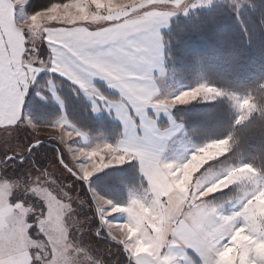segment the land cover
I'll list each match as a JSON object with an SVG mask.
<instances>
[{
  "label": "snow or ice",
  "instance_id": "6c2138e0",
  "mask_svg": "<svg viewBox=\"0 0 264 264\" xmlns=\"http://www.w3.org/2000/svg\"><path fill=\"white\" fill-rule=\"evenodd\" d=\"M25 2L0 0V132L8 134L2 143L11 147V136L21 124L27 125L34 141L40 139L36 132L43 127L28 122L21 108L29 84L43 68L66 76L90 96L99 95L90 86L91 76L102 77L118 89L120 99L110 106L122 121L123 138L91 151L73 150L66 142L79 133L57 123L52 128L59 131L56 139L65 145L67 156L63 149L53 156L55 172L36 169L35 177L29 174L27 180L0 174V187L7 193L0 197V264H103L92 255L90 245L74 249L70 243L75 232H88V218L80 219L85 206L94 207L107 236L122 245L135 264H180L187 249L199 255L201 264H264V254L258 251V246H264V212L260 210L264 174L252 164H240L204 183L196 174L230 150L232 137L199 147L183 162H164L158 144L168 132L160 131L145 115L149 105L167 111L197 97L220 96H227L238 109L237 124L254 112L264 115V95L241 98L206 84L171 99L156 97L150 72L159 56L157 29L176 10H187L185 0H105L102 4L68 0L18 20L16 8ZM41 41L50 48L47 60L37 55ZM12 151H27V146ZM7 160L5 152L0 168ZM126 160L139 161L147 185L144 195L132 196L124 207L111 206L91 189L86 194L90 199H73L71 185L63 183L64 177L87 183L94 173ZM21 183L23 199L18 190ZM230 185L239 186L242 196L238 210L224 215L205 198ZM45 192L55 198V207L45 199ZM109 206L111 212L127 214V221L113 227L106 220ZM50 216L61 228L51 244L43 230ZM36 238L44 241L46 255L25 247Z\"/></svg>",
  "mask_w": 264,
  "mask_h": 264
},
{
  "label": "trees",
  "instance_id": "16d2710c",
  "mask_svg": "<svg viewBox=\"0 0 264 264\" xmlns=\"http://www.w3.org/2000/svg\"><path fill=\"white\" fill-rule=\"evenodd\" d=\"M66 1L68 0H28L25 9L26 13L33 14L34 11L45 10L49 8L53 3H63ZM248 2L249 5L244 6V8L240 12H238V15H236L233 11V7H235L236 4H228L227 0H217L216 2L214 0V2L209 7L200 8L194 14H188V16L186 17H180L178 21L180 24H174V22L176 21H174L172 17L170 28L165 32L163 39L165 46L166 69L168 71L170 69L169 63L171 50H181L182 48L184 51L186 50L189 56L199 61V67H201L202 69L201 73L203 78H206L207 80H210L215 84L219 83L222 85V87L225 88L228 87L226 84L229 83L232 85L234 90L239 92L252 93V91H255L257 89L258 82L264 78V68L261 69L260 73L258 69H252L248 73L243 74L241 81H236L235 76L237 75L233 71L230 70V72H223V70L225 69L224 66L228 65L227 63L218 64L217 62H212V60L210 59L212 57L210 52V42L214 41L215 44H219L222 42L221 44H223L224 40L226 42L227 33H230L232 36L229 37L230 43L228 48H232L230 50H233V52H240V54L234 53L237 55V60L236 63H229L230 67L236 68L238 67V65L244 66L248 61L252 60L249 57H246L247 52L245 49L250 44L252 48L255 49V46L250 41H253L254 38H258L259 42L261 43V47L258 50L264 51V23H261L259 21V18L263 19L261 17V11H264V0H262L261 3H256L255 0H248ZM246 12L248 13V17H246ZM259 26L262 30H255L253 34L247 33L248 28L252 29ZM244 30L246 31V33L243 32ZM215 31L220 32L214 35ZM170 35H177L178 37L173 38L172 41H181V43L184 45V48L183 46H181L180 48L177 46H173L172 44L171 49L170 47H167L168 42L170 43ZM200 36H204L206 38L203 46L199 41ZM220 51L225 52L223 49L218 50V52ZM214 58L216 59V56H214ZM253 60L260 63L264 60V57L259 56ZM190 64V58L184 60V63L181 64L186 68L183 69L182 76L188 82H191L192 80L190 73H193V76L197 75L194 70H191L193 68V65ZM44 76L45 79L43 82L45 84V80L47 79L48 75ZM52 79L57 85V89H59V92H61L62 86L64 85L65 87H69L70 89H72L73 92L78 93L76 89L72 88V86L64 80L57 77H54ZM101 86L103 85H100V87ZM97 87L100 89L99 86ZM102 90L105 94H107V91L104 88H102ZM27 97L29 102V104H27V107L29 109L30 115L33 118L38 119V116L42 118L45 115L50 119L57 116L55 103L52 102L53 104H46V102L44 101H42L43 103L39 100L36 101V99L38 98H35L32 95H28ZM37 104H39V106ZM81 104L86 105V107L89 109V105L86 102H82ZM65 113L67 114V112ZM257 113V115L252 117V120H255L256 117L264 116L261 115L260 112ZM172 115L177 121H180L185 126L187 135L192 137V139L197 142V144H200L207 139L226 138L230 134H233L232 137L234 138V140H237V144L232 143L231 149L228 153L216 158L215 160L208 161L203 166V169L213 167L215 168L224 162L229 163L233 160L237 162L238 160H241V158H245V160H249L250 162H252L253 166L258 167L262 174L264 173V126L252 127L251 129H249L248 125L251 124V121L244 124L246 139L244 140L242 147H238L237 145L239 139L236 136L237 127L236 125H233V121H235V113L233 112L230 104L227 101H219L217 99L213 101H204L200 99L193 100L184 105H175L172 109ZM74 117V120L69 117L70 122L74 121L79 129L85 130L88 133L94 135L99 133L98 125H96L95 123L106 119L104 117L94 118L90 114V111L88 113V110L86 113L79 114L78 116L74 115ZM205 118L210 119L205 121ZM84 120L90 121L93 126H89V124ZM108 122H111V124H113L112 131L114 133H112L108 125L105 131V136L108 138L114 136L115 140L119 132V126L116 122L111 121L110 119ZM48 147L44 148L49 150L50 148ZM54 150L56 151L57 148L54 147ZM46 153L48 152L46 151L45 154ZM43 154L44 152L42 151L38 152V156H44ZM19 162L20 161L17 160V158L12 159V166L16 170L21 169ZM131 170L134 169L131 168ZM117 174H119L120 176H117ZM102 177H104V179H96L93 184L91 182L88 183L95 185L96 188L103 191L104 194L107 193V195L109 196L118 194L117 190H119L120 185L126 182V176L122 175V170H120L119 168H115L114 172L108 171L102 173ZM105 177H107L108 179ZM115 186L116 193H113ZM127 188L128 187L125 186V188L123 189L126 194ZM123 198V200H115H117L118 202H123L127 199V197L125 196H123ZM98 223L100 227L101 225L99 220ZM102 234L104 235V238L105 236H107L104 230ZM107 242L111 243V241L105 238V240L101 242V245H104ZM122 264H127V260H122ZM128 264H131V262H129Z\"/></svg>",
  "mask_w": 264,
  "mask_h": 264
},
{
  "label": "rangeland",
  "instance_id": "374dc122",
  "mask_svg": "<svg viewBox=\"0 0 264 264\" xmlns=\"http://www.w3.org/2000/svg\"><path fill=\"white\" fill-rule=\"evenodd\" d=\"M216 1L217 0H215V2ZM66 2H68V1H66ZM93 2L97 3V4H102L105 2V0H93ZM108 2H111V0H108ZM185 2L188 5L186 11L183 9H178L174 12L173 15L170 16V17H173L174 21H176V22L173 21L174 24L179 23L178 21H179L180 17H186V16H188V14H194L200 8L209 7L214 2V0H185ZM227 2H228V4H230V3L236 4V6L233 7V11L235 12L236 15H238V12H240L244 8V6L249 5L248 0H227ZM255 2L261 3L262 0H255ZM191 5H195V6L193 7ZM19 8H21L19 11V14L22 15L24 13V11H23L22 7H19ZM39 11H43V10L34 11V13L39 12ZM258 11H260V10H258ZM261 13H262L261 17L263 19L259 18V21L261 23L262 22L264 23V11H261ZM246 17H248L247 12H246ZM255 30H262V29L260 26L257 28H252V29L248 28L247 33L253 34L255 32ZM263 31H264V29H263ZM219 32L220 31H215L214 35H216V33L218 34ZM243 32L246 33L245 30ZM177 37H178L177 35H175V36L170 35L169 36L170 43L168 42L167 47H170V49H171V47H172L171 44H172L173 46H177L180 48H181V46H183V48H184V45L181 43V41H172L173 38H177ZM229 37H232V36L230 33H227L226 42L224 40L223 44H221L222 42L219 44H215L214 41L210 42V52L212 55V57L210 59L212 60V62L214 61V62H217L218 64L227 63L228 65L224 66L225 69L223 70V72H226V71L230 72V70L233 71L237 75V76H235L236 81H241L243 74L248 73L252 69H258V71L260 73L261 69L264 68V60L260 63L253 60L259 56L264 57V51L258 50L261 47V43L259 42V39L254 38L253 41L250 40L252 42V44L255 46V49L252 48L251 44L245 49L247 52L246 57H249L253 61L250 60L244 66L238 65V67L233 68V67L229 66L230 65L229 63H233V62L236 63L237 55L234 53L240 54V52L239 51L233 52V50H230L232 48H228L229 43H230ZM205 39L206 38L204 36L199 37V41H200V44L202 46L205 43ZM219 49H223L225 52H222V51L218 52ZM46 50H47L46 44L42 41V43L39 45L37 55L39 57L47 60V56H45ZM214 56H216V59L214 58ZM188 58H190V60H191L190 65H193V68L191 70H194V72L197 74L196 76H193V73H190V76L192 77L191 82L186 81L182 76L183 69H186V68L181 64L184 63V60H186ZM199 64H200L199 61L197 59L189 56V54L186 52V50L184 51L182 48H181V50L180 49L171 50L170 63H169L170 69H169V71L166 74L165 79H164L166 82V85L170 84L171 86H169V87L171 90H175L174 93L180 92L183 89L185 91L190 90L192 88L197 87L200 84H206L208 86L216 87V88H218V89H220L226 93L234 94V95L241 97V98H243L244 96H247L249 94H252L253 96L264 95L262 93H257L258 91H264V89H261V87H260L261 85H264V78L258 82L257 89L255 91H252V93L239 92V91L234 90L232 85L229 83L226 84L228 87L225 88V87H222V85L219 83L215 84V83L211 82L210 80L203 78L202 73H201L202 69H201V67H199ZM220 67H222V66H220ZM41 71L37 72L35 78L33 79L32 82H34V81L35 82H34V84H32L30 86V89L28 91L29 95H32L35 98H38V99H36V101H38V100L40 102L44 101V102H46V104L47 103L53 104L54 103L53 101H55L62 107V110H63V105H64L67 114L69 115V117L72 120H74V118H75L74 115L78 116L79 114H84L87 112V110L89 113L90 108L88 109L86 107V105L81 104L82 102H84V100L81 98L79 92L78 93L73 92L72 89H70L69 87H65L64 85L62 86V90H61L62 94L60 92L61 97L59 95H57L54 91H51V93H50V90H52V89H49V88H48V92L44 94V92H46V88H45V85L43 82L45 79V76H44V73ZM53 86L56 90L59 91V89H57L55 87V85H53ZM51 87H52V85H51ZM42 94H44L46 97H44ZM165 95L166 94H165V92L163 90V86H162L161 98L164 97ZM50 99H52L53 101ZM197 99L198 100L199 99L204 100V101H213L216 99L219 101L225 100L230 104V107L232 108L233 112L236 114V118H235V121H233V125H236V127H237L236 128V131H237L236 136L239 139V142L237 145L238 147H242L243 142L246 139L244 124L251 121V124L248 125L249 129H251L252 127L264 126V116L256 117L255 120H252L253 119L252 117L258 114L257 112L252 113L248 117V119L245 120L246 122L244 121L240 124H237L236 119L240 115V113H239L238 109L233 105L232 101H230L228 99L227 96H220V97L209 98V99H203L201 97H197L194 100H197ZM191 101H193V100H191ZM185 104H187V103H185ZM37 105L39 106V104H37ZM182 105H184V104H182ZM55 109H56V111H58V108L55 107ZM169 112L171 114V110H169ZM63 113H65L64 110H63ZM38 117H39L38 119L32 118V121H31V122H36L37 126L42 124V118L40 116H38ZM105 118L106 119H104L98 123H95L96 125H98V128H99L98 130L100 133V134L97 133L96 136L97 135L102 136V138L99 139V141H102V142L105 140L111 141L114 139V136L109 137V138L105 136V134H106L105 131H106V128L108 127V125H109V129L111 131H112V125H113V124H111V122H108L109 119L107 117H105ZM208 119H210V118H205L204 120L206 121ZM84 121L87 122L89 124V126H91V127L93 126V124L90 121H86V120H84ZM45 122H48V121H45ZM31 124L34 125L33 123H31ZM71 124L76 125L74 123V121H71ZM82 128H85V127H82ZM38 131H46L47 133L53 132L52 130L47 131V129H42V128L39 129ZM83 131H85V130H83ZM112 133H114V132L112 131ZM36 135L40 138L38 141L33 140V137L31 136L27 125H24V124L18 125L16 133L12 134L11 140L9 141V145L11 147H8L2 143L4 139L8 138V134L0 132V159L3 158L5 152L8 153V160H7L6 166L3 169L0 168V174H2L3 176H5L7 178L15 179L17 177H21V178H24L25 180H27V177L29 176V174H31L32 177H35L36 169H46L50 172H55V166L52 165L53 156L57 155L58 151L59 150L61 151L62 149L65 151L66 156H67V149H65V147H62L60 144V141L58 139H56L55 137H53V138H51V136L50 137H43V136H41V135H43L41 132H36ZM188 136L189 135L184 134L183 136L176 137L174 142L179 140L180 144L175 145V147H199L198 145H205L209 142L220 140L218 138L207 139V140L203 141L202 143L197 144V142H195L192 139V137H190V136L188 137ZM229 136L232 137L233 134H230ZM229 136H227V137H229ZM221 139H224V138H221ZM232 139L234 141L233 144H237V140H234L233 137H232ZM172 142L170 143V145L168 147L172 146V144L174 143V142L173 143ZM16 146H19L20 148L27 146V151H16L14 153L12 151V148H15ZM48 146H51V147H48ZM44 147H48L50 149L48 150ZM54 147L57 148L56 151L54 150ZM69 148H71V147H69ZM40 151L44 152V154H43L44 156H38V152H40ZM46 151L48 153L45 154ZM14 158H17V160L20 161L19 162V165L21 167L20 170H16L12 166L13 165L12 159H14ZM68 158L70 159V156ZM237 163L249 164L252 162H250L249 160H245V158H241V160H238ZM255 168H257L259 170V172L262 173L258 167H255ZM56 175H59V173H56ZM122 175H123V173H122ZM201 175H203V176H201ZM204 175L216 177V176L220 175V172L209 171L207 173H202L198 176L202 177V179H203ZM117 176H120V175L117 174ZM125 178H127L128 181H130V183H125L127 185V187H129V189L131 188V189H137L140 191L142 190L143 182L138 178L137 174L133 170L129 169L128 173H126ZM63 183L71 185L69 190L72 191L71 195H72L73 199H75L77 196H80L81 199H83V198L90 199V195H86V194H88V191L86 189V185L82 181L76 179L75 177H73L71 179L64 177ZM88 187L92 190V188L96 187V186L89 184ZM124 188H125L124 184H121L119 187V190H117L118 194L111 196V198L123 200L124 199L123 196L126 197V192H124V190H123ZM18 190L21 192V193H19L20 198L22 196L21 199H23L24 194L22 192L24 191V185L22 183L18 185ZM102 193H103V191H102ZM113 193H116V186L114 187ZM6 195H7V193L5 192V189L3 187H0V197H4ZM96 195H98V194L96 193ZM44 197L50 203L51 207L56 206L55 198L50 193L45 192ZM130 198L131 197H128V200ZM0 211H3V210L0 209ZM2 214H3V212L0 215H2ZM52 215L54 216L55 213L53 212ZM80 215H81V217H80L81 220H83V217L88 218L87 224H86L88 232H87V230H82V231L74 233V238L72 241H70V243L72 244L74 249L78 246H81V244L90 245L92 255L94 257H98L99 259H101L103 261V264H108V262L104 261L103 259H106V260L114 259V263H110V264H122V260H127V264L129 262H131V264H135L134 259L131 260L128 252L125 251L124 249H122L121 246L115 244L116 241H113L109 238V240L113 241L114 243L107 242L106 244L101 245V242L105 240L102 232L104 230V232L106 233V231H105L106 229L103 226L99 227L98 217L95 213L94 207L93 208H87L85 206V208L80 209ZM106 220H107V215H106ZM111 225L113 227H117L115 224H111ZM43 230L45 231V234L48 236V243L51 244L53 239L55 237H58V235L61 231V228H60L59 223L55 220H52V218L50 216V217L46 218V220L44 222ZM93 231L98 232L99 235H93L92 234ZM25 247L26 248L34 247V249H33L34 252L39 251L40 255H42V256L46 255L45 243H44V241H41L39 238L34 239L30 243H26ZM53 251L56 252V249L54 248Z\"/></svg>",
  "mask_w": 264,
  "mask_h": 264
},
{
  "label": "crops",
  "instance_id": "0c3cea01",
  "mask_svg": "<svg viewBox=\"0 0 264 264\" xmlns=\"http://www.w3.org/2000/svg\"><path fill=\"white\" fill-rule=\"evenodd\" d=\"M27 3H28V0H26V2L22 6H20V5L17 6L16 18L18 20H23L24 18L32 15V14L26 13L25 8H26ZM19 7H22V9L24 11V13L22 15L19 14V11L21 9ZM171 20H172V17L169 16L166 23L162 24L157 29V31L159 33V56H158L157 60L155 61V66L151 69V72H150V76L152 78V81H153V84L155 87L156 97L159 99H164V98L171 99V98H173V97H175V96H177L180 93L185 91L183 89L180 92L174 93L175 90H171L169 87L171 85L170 84L166 85V82L164 80L166 74L168 73V70L166 69L165 46H164L163 39H164L165 32L168 31V29L170 28ZM41 43H42V41L40 42V44ZM46 47H47V50H46L45 56H47V59H48L49 54H50V48L48 47L47 44H46ZM41 70L40 71L43 72L44 75H48L47 79L45 80V84H44L45 88H46V92H44V94L48 92V88H49V89H52V90H50V93H51V91H54L57 95L60 96V92L58 90H56L53 86V85H55V87L57 88V85L54 83V81L52 79L54 77L60 78V79L64 80L65 82H67L69 85L72 86V88L76 89L79 92V94H80L81 98L84 100V102H86L89 105L90 114L94 118H102V117L105 118V117H107L111 121L116 122L119 126V132H118V135L115 138V140L114 139L112 141H106L105 140L103 142L99 141V139L102 138V136L97 135L98 136L97 137L94 134H90L86 131L79 129L76 125H72L68 115L66 113H63V110L66 112L65 106L63 105V110H62V107L57 102L53 101L52 99H50V100H52L56 104V108H58V110H59V111H57V116L49 119L48 117H46L44 115V117H42V124L37 126L36 122H31L33 117L30 115L29 109L27 107V104H29L28 97H27L29 95L28 91L30 89V86L32 84H34V82H35L34 81L31 84H29V87L25 93V97H24V100L22 103L21 112H22V116L25 117L28 122L33 123L37 127H43L42 129H47V131H51V130L53 131V132L47 133L46 131H38L37 130V132H41L43 134L41 136H43V137H50L51 136V138L58 137L59 131L52 128V126L56 125L57 123H62L65 130L73 131L74 133L75 132L79 133V135L74 134L73 138L66 142L67 146L71 147V149H73V150H81L82 149L85 151H91L92 149L96 148L97 146L103 145L105 143L115 145L118 140L123 138L122 121L117 117L116 112H115V108L110 106V105L118 102L120 99V93H119L118 89H115V88H112L111 86H109L107 81L104 80L102 77L91 76V77H88L90 86L92 88H94L96 90V92L99 93V95L98 96H90V95L86 94L85 91L83 89H81L78 84L74 83L72 80L68 79L66 76H62L58 72L49 71L47 68H43ZM51 85H52V87H51ZM100 85H103L101 87L107 91V94L104 93V91L102 90ZM97 86H99L100 89ZM162 86H163V90H164L166 95L161 98ZM44 94H42V95L44 97H46ZM100 97H103V99H101ZM173 106H175V105H173ZM173 106L168 108L167 111H165V110L157 111L151 105H149V106H146L144 111H145V115L155 123V126L160 131H162V132L167 131L168 132V135L165 136L164 138H162L158 144V153H159L160 159L164 162L180 163V162L187 160V158L190 157V155H192L200 146L202 147L203 145H198L199 147H175V145L180 144L179 140L174 142L175 138L178 136H183L184 134H187V133H186L185 126L180 121H177L173 117V115H172ZM169 110H171V114H170ZM45 121H48V122H45ZM137 121H138V118H137ZM0 127H2V126H0ZM171 142L173 143L172 146L168 147ZM60 144L62 147H65V145L62 144L61 142H60ZM230 149H231V147H230ZM82 162L83 161H78V163H82ZM240 164L241 163H237L236 161L233 160L229 163L224 162L215 168L213 167V168L203 169V167H202L200 172H198L196 175L198 176L202 173H207L209 171H218V172H220V175H222L229 167L238 166ZM249 164H252V163H249ZM115 168H119L120 170H122V173L124 176H126V173H128L129 169H131V168L134 169L133 171L137 174L138 178L143 182L142 190L140 191L137 189H131V188L129 189V187H128L127 188V194H126L127 199L124 200L123 202H118L117 200L112 199L111 196L102 193V191L96 187H93L91 191H95L100 197L109 200L111 202V206L124 207L127 205V203H128L127 201H129L128 197L144 195V189L147 185V182H146V179H145L143 173L140 170L139 161H137V160H126L124 163H121V164L110 165V166L103 168L100 171L94 173L89 178L88 182H91L93 184L96 179H101V178L104 179V177H102V173L108 172V171L114 172ZM201 176H203V175H201ZM105 178H107V177H105ZM212 178H214V177L204 175L202 182H204V183L210 182ZM125 183H130V181H128V179L126 178V182H124V185L127 186ZM241 196H242V192L240 191L239 186L230 185L227 188L218 190L216 193L210 194L205 199L207 201H209L210 203H212L213 205L218 206V211H220L222 214L230 215L233 211L238 210V208L240 206ZM262 201H264V200H262ZM260 204H261L260 210L262 212H264V203H261V201H260ZM111 206L107 207V209H106V211L108 213L107 214V221L110 222L111 224H115L116 226L125 223L127 221V214H125L123 212H111ZM2 212L3 211H0V214ZM106 234H107V232H106ZM118 245H120V244H118ZM120 246L122 249H124L122 245H120ZM31 249L33 250L34 247H31ZM258 251L261 254H264V246H258ZM228 254L231 255V252H229ZM129 256H130V254H129ZM103 260L108 262V264L114 263V259H108V260L103 259ZM180 264H201V258L193 250L187 249L182 254Z\"/></svg>",
  "mask_w": 264,
  "mask_h": 264
},
{
  "label": "water",
  "instance_id": "95a60500",
  "mask_svg": "<svg viewBox=\"0 0 264 264\" xmlns=\"http://www.w3.org/2000/svg\"><path fill=\"white\" fill-rule=\"evenodd\" d=\"M85 185H86V188H88L86 183H85Z\"/></svg>",
  "mask_w": 264,
  "mask_h": 264
},
{
  "label": "clouds",
  "instance_id": "9594fccd",
  "mask_svg": "<svg viewBox=\"0 0 264 264\" xmlns=\"http://www.w3.org/2000/svg\"><path fill=\"white\" fill-rule=\"evenodd\" d=\"M261 203H264V201H261Z\"/></svg>",
  "mask_w": 264,
  "mask_h": 264
}]
</instances>
